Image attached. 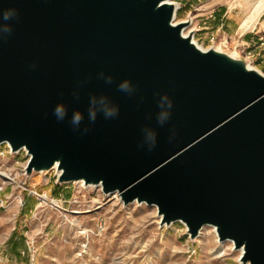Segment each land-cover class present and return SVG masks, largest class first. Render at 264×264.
I'll list each match as a JSON object with an SVG mask.
<instances>
[{"label": "water", "instance_id": "water-1", "mask_svg": "<svg viewBox=\"0 0 264 264\" xmlns=\"http://www.w3.org/2000/svg\"><path fill=\"white\" fill-rule=\"evenodd\" d=\"M171 1L0 0V144L264 264V75L198 47Z\"/></svg>", "mask_w": 264, "mask_h": 264}, {"label": "rangeland", "instance_id": "rangeland-1", "mask_svg": "<svg viewBox=\"0 0 264 264\" xmlns=\"http://www.w3.org/2000/svg\"><path fill=\"white\" fill-rule=\"evenodd\" d=\"M171 2L174 22H188L198 47L236 53L232 57L264 75V34L247 41L264 12L253 28L239 27L253 0ZM28 158L25 150L0 145V171L14 177L0 179V264H242L230 242H218L211 225L191 238L180 221L161 225L153 205L124 204L117 192L97 186L59 183L55 168L26 174ZM41 196L56 203H44Z\"/></svg>", "mask_w": 264, "mask_h": 264}, {"label": "bare ground", "instance_id": "bare-ground-1", "mask_svg": "<svg viewBox=\"0 0 264 264\" xmlns=\"http://www.w3.org/2000/svg\"><path fill=\"white\" fill-rule=\"evenodd\" d=\"M263 12H264V0H253V2L251 3V7H250L249 12L247 13V15L245 16V18L240 23V26L239 27H240L241 31H246L248 29L253 28L255 26V24L257 23L258 18L261 16V14ZM190 32H191V30L188 29V26L184 27V29H183V34L184 35H188ZM232 56H236L237 57V54L236 53H233ZM249 64H247V67L253 68ZM21 150H25V149L22 148ZM56 166L57 165L55 164L52 168L57 169ZM0 179H1V181L3 183H5V182H14L13 175H11L10 173L5 172V171H0ZM75 182H79V183L85 184L83 180H78V181H75ZM85 185H88V186H97V187H100L101 188V185L100 184H85ZM113 192H117V191H113ZM117 194H119V193L117 192ZM41 199H42V201L44 203H46L47 201L48 202L50 201L52 204H55L56 203L55 200L49 199L47 196H41ZM158 217L160 219L161 216L158 215ZM211 227L213 228V231L216 234L215 227L212 226V225H211ZM202 228L203 227L200 228V230L198 232V235L201 232V229ZM224 241H228V242L231 243V250L236 251L238 253V261L240 262V255L242 253V248H239V249L234 248L233 243H232L231 240H224ZM218 242L221 244L223 241L218 240ZM223 253L224 252L221 251V252L218 253V255L219 256L220 255H223Z\"/></svg>", "mask_w": 264, "mask_h": 264}, {"label": "clouds", "instance_id": "clouds-1", "mask_svg": "<svg viewBox=\"0 0 264 264\" xmlns=\"http://www.w3.org/2000/svg\"><path fill=\"white\" fill-rule=\"evenodd\" d=\"M16 14H17V12H16L15 9H9V10H7V11H4V13H3V18H4V20H8V19L12 18L13 16H15ZM2 31H3L4 33H8V32L11 31V28H10V27H9V28H5V29H3ZM121 89H122V90H126V89H127V83H125L124 85H122V86H121ZM164 98L167 99L166 96H165ZM171 106H172V105H171V102L169 101V103H168V107L171 108ZM54 114L57 116L58 119L62 120V119L64 118L65 112H64V109H63L62 107H59V106H58V107L54 110ZM115 114H116V112L110 110V111L106 112L105 116H106V117H112V116H114ZM80 121H81V114H80V113H77V114L74 116V118H73V120H72V123H73L74 125H79ZM92 121H93V122L95 121V113H92ZM87 130H88L87 128L84 129L85 132H87Z\"/></svg>", "mask_w": 264, "mask_h": 264}, {"label": "crops", "instance_id": "crops-1", "mask_svg": "<svg viewBox=\"0 0 264 264\" xmlns=\"http://www.w3.org/2000/svg\"><path fill=\"white\" fill-rule=\"evenodd\" d=\"M264 34V16L261 18V20L258 23V26L256 28V30L253 32V34H248L247 36V41H258V39H260V37ZM260 52H261V56L259 57L260 61H262V59L264 58V44L263 47L260 48Z\"/></svg>", "mask_w": 264, "mask_h": 264}, {"label": "built area", "instance_id": "built-area-1", "mask_svg": "<svg viewBox=\"0 0 264 264\" xmlns=\"http://www.w3.org/2000/svg\"><path fill=\"white\" fill-rule=\"evenodd\" d=\"M248 56L246 57L247 59H250V58H252V54L250 53V52H248V54H247ZM26 152V151H25ZM26 154H27V152H26ZM28 155V154H27Z\"/></svg>", "mask_w": 264, "mask_h": 264}]
</instances>
